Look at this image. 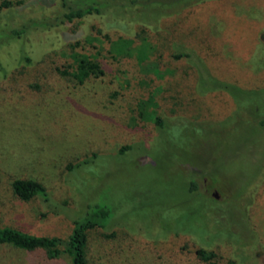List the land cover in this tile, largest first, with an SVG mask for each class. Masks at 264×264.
<instances>
[{"label": "rangeland", "instance_id": "rangeland-1", "mask_svg": "<svg viewBox=\"0 0 264 264\" xmlns=\"http://www.w3.org/2000/svg\"><path fill=\"white\" fill-rule=\"evenodd\" d=\"M3 1L0 226L66 238L98 205L109 218L88 232L89 264H208L197 249L215 264H264V0L162 12L151 0ZM88 5L99 12L64 19ZM95 29L129 40L115 45L123 65L78 87L70 44ZM182 71L212 109L201 119L194 99L201 124L175 116L157 126L158 84ZM172 85L182 92L184 80ZM15 179L41 183L48 199L15 198ZM0 264L71 260L0 245Z\"/></svg>", "mask_w": 264, "mask_h": 264}, {"label": "trees", "instance_id": "trees-1", "mask_svg": "<svg viewBox=\"0 0 264 264\" xmlns=\"http://www.w3.org/2000/svg\"><path fill=\"white\" fill-rule=\"evenodd\" d=\"M205 0H151L149 7L157 10H167L173 4H179V8H187L192 5L202 3ZM11 3L3 1L0 9L9 8ZM178 8V9H179ZM174 10V9H173ZM92 12H99L94 5H88L84 8L70 10L64 14V19L71 22L81 19ZM23 30L13 31L12 34L19 35ZM95 35L92 38L76 41L70 44L71 52L75 58L76 67L70 75L71 81L78 87L83 86L91 79H101L110 73L118 72L123 65V60L118 55V50L129 44V40L118 39L113 42L108 33L102 34L99 29L94 30ZM150 35L147 28H142L137 37L143 38ZM115 45L118 50L115 51ZM188 55L180 53L172 56V61L177 63L180 59ZM186 72L177 73V77L170 81H160L158 84V92L156 95L157 108L160 110L159 116L154 118L157 126L163 125V118L173 119L175 116H183L187 122L201 124L198 120H194L197 107L192 105L194 99L199 103L201 119L208 116L212 107L204 109V97L197 96L194 90V83ZM179 80H184V88L182 92L176 90L172 85ZM151 81L156 82L151 77ZM172 81V82H171ZM171 83V84H170ZM224 90L230 91L228 85H222L217 82L216 92ZM215 94V93H214ZM217 96V95H216ZM207 97H211L208 95ZM193 98V99H192ZM202 102V104H201ZM206 105V103H204ZM217 106V105H216ZM210 115V114H209ZM259 126L264 127V118L259 121ZM129 147L122 148L123 153ZM197 185L191 183L190 190H195ZM11 192L13 196L23 202H30L35 199H48L45 187L33 180L15 179L11 183ZM109 218V210L104 207L94 206L89 213H86L82 220L72 222V228L66 238L57 235H35L22 230L0 226V245H7L13 248L25 250L30 253H43L46 258L53 260L63 256H68L71 264H89L87 259L86 247L88 241V232L93 228H104ZM195 255L204 263L215 264V254L206 252L203 249H197ZM96 264H102L97 262Z\"/></svg>", "mask_w": 264, "mask_h": 264}]
</instances>
